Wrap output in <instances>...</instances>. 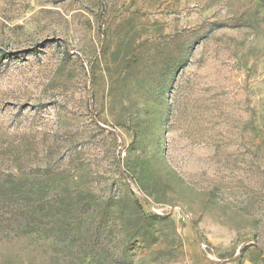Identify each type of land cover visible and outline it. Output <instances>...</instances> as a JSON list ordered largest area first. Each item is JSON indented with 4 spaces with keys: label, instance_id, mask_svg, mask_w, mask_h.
<instances>
[{
    "label": "rangeland",
    "instance_id": "1",
    "mask_svg": "<svg viewBox=\"0 0 264 264\" xmlns=\"http://www.w3.org/2000/svg\"><path fill=\"white\" fill-rule=\"evenodd\" d=\"M0 264H264V0H0Z\"/></svg>",
    "mask_w": 264,
    "mask_h": 264
}]
</instances>
